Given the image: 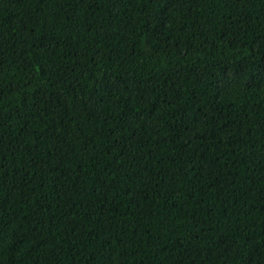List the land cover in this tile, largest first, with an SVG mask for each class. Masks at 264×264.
Masks as SVG:
<instances>
[{"label":"trees","instance_id":"obj_1","mask_svg":"<svg viewBox=\"0 0 264 264\" xmlns=\"http://www.w3.org/2000/svg\"><path fill=\"white\" fill-rule=\"evenodd\" d=\"M0 264H264V0H0Z\"/></svg>","mask_w":264,"mask_h":264}]
</instances>
